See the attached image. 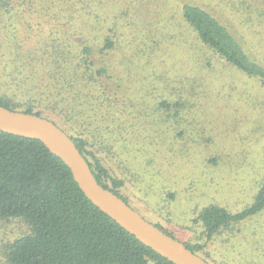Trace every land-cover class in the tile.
Wrapping results in <instances>:
<instances>
[{
	"label": "trees",
	"instance_id": "1",
	"mask_svg": "<svg viewBox=\"0 0 264 264\" xmlns=\"http://www.w3.org/2000/svg\"><path fill=\"white\" fill-rule=\"evenodd\" d=\"M39 3L47 11L46 25L33 26ZM127 3L135 7L133 14L129 7L112 13L107 6L102 19L94 0H0V105L55 123L73 140L97 182L145 218L121 192L126 177L114 167L120 147L136 142L152 163L164 157L166 140L184 139L187 115L202 110L211 94L221 100L227 89L237 90L254 103L250 85L264 90V0ZM173 23L181 29L187 58L180 65L174 61L179 69L167 77L155 73V61L162 30ZM152 110L161 119L138 132L140 120L155 116ZM263 209L264 179L239 211L204 206L197 216L204 240L181 242L219 264L203 253L206 244ZM0 219H20L28 226L7 245L6 264H174L95 206L42 142L3 131Z\"/></svg>",
	"mask_w": 264,
	"mask_h": 264
},
{
	"label": "rangeland",
	"instance_id": "2",
	"mask_svg": "<svg viewBox=\"0 0 264 264\" xmlns=\"http://www.w3.org/2000/svg\"><path fill=\"white\" fill-rule=\"evenodd\" d=\"M128 1L131 0H94L93 7L102 19L107 6L112 13L129 7L133 14L135 7ZM36 10L32 25H46V9L39 3ZM174 25L162 30L155 61V73L167 77L173 76L187 58L183 34ZM34 33L32 30L31 36ZM176 60L179 65L174 66ZM254 92V110V103L237 90L227 89L221 100L213 94L206 97L202 110L187 115L184 139L166 140L162 147L164 157L155 162L149 163L140 155L142 146L136 142L120 147L119 165L114 167L126 177L121 192L145 219L158 223L180 241L201 242L204 239L197 216L204 206L218 204L236 212L252 202L264 179V90L250 85L249 97ZM150 112L151 108L149 115ZM152 113L155 116L150 121L143 118L136 125L138 132L150 129V122L161 119L159 112ZM27 232L28 226L20 219H0V264H6L7 245ZM203 253L219 264H264V209L220 230Z\"/></svg>",
	"mask_w": 264,
	"mask_h": 264
},
{
	"label": "water",
	"instance_id": "3",
	"mask_svg": "<svg viewBox=\"0 0 264 264\" xmlns=\"http://www.w3.org/2000/svg\"><path fill=\"white\" fill-rule=\"evenodd\" d=\"M0 131L36 139L70 169L84 195L137 240L174 264H210L101 186L73 140L51 120L0 105Z\"/></svg>",
	"mask_w": 264,
	"mask_h": 264
}]
</instances>
